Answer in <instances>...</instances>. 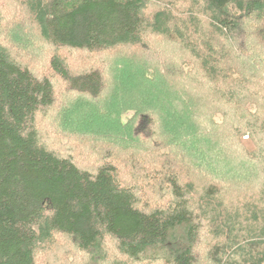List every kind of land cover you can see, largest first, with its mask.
<instances>
[{"label": "trees", "instance_id": "1", "mask_svg": "<svg viewBox=\"0 0 264 264\" xmlns=\"http://www.w3.org/2000/svg\"><path fill=\"white\" fill-rule=\"evenodd\" d=\"M0 264H264V0H0Z\"/></svg>", "mask_w": 264, "mask_h": 264}, {"label": "clouds", "instance_id": "2", "mask_svg": "<svg viewBox=\"0 0 264 264\" xmlns=\"http://www.w3.org/2000/svg\"><path fill=\"white\" fill-rule=\"evenodd\" d=\"M133 115H135V113L134 112H130L129 113V118H131Z\"/></svg>", "mask_w": 264, "mask_h": 264}, {"label": "rangeland", "instance_id": "3", "mask_svg": "<svg viewBox=\"0 0 264 264\" xmlns=\"http://www.w3.org/2000/svg\"><path fill=\"white\" fill-rule=\"evenodd\" d=\"M171 49H173L174 50V48L172 47Z\"/></svg>", "mask_w": 264, "mask_h": 264}]
</instances>
